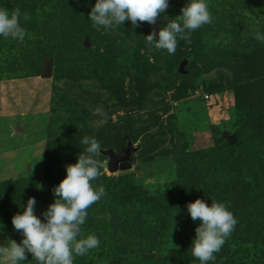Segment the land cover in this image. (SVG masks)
Returning a JSON list of instances; mask_svg holds the SVG:
<instances>
[{"label":"rangeland","instance_id":"1","mask_svg":"<svg viewBox=\"0 0 264 264\" xmlns=\"http://www.w3.org/2000/svg\"><path fill=\"white\" fill-rule=\"evenodd\" d=\"M66 1L74 6L64 8L65 15L70 12L80 21L74 25L71 17L58 18L60 33L50 47L57 55L52 58L51 77L41 78L47 59L41 58L32 66L36 76L0 81V185L25 179L29 190L40 195L65 178V166L74 164L84 149L82 137L95 136L102 145L101 182L119 178L124 185L107 194L106 184L92 182L94 188L103 185L106 193L91 205L94 218L107 224L120 221V230L147 250L158 247L163 255L175 248L181 251L175 260L161 264H199L190 249L199 220L193 221L187 210H176L177 204L188 198L192 202L201 198L209 205L212 200L225 202L196 197L193 186L202 177L209 183L218 179L214 176L219 171L217 148L229 144L226 137H235L233 145L238 147L246 144L248 152L233 157L249 164L258 154L254 145L264 140V83L251 79L241 87L236 69L206 66L203 61L188 66L187 77H179L182 55L188 53L182 40L174 54L155 50L145 39L152 32L147 22L136 27L125 21L105 30L88 19L95 0ZM45 38L42 42H49ZM81 47L89 51L84 53ZM104 76L113 79L114 90L105 88ZM99 108L111 117L106 128V121L96 113ZM244 113L249 123L242 132L238 125ZM67 153L69 162L63 158ZM247 164L244 171L233 172L239 183L254 176ZM195 168L192 184L183 174ZM3 190L11 199L13 186ZM259 200L250 193L237 204L225 202L237 224L209 264H264ZM42 212L37 203L35 214L43 219ZM170 220L175 223L164 237L158 232L160 224ZM9 239L21 240L12 219L0 225V244ZM137 248L138 244L131 246L135 256L132 253L130 258L121 247L110 248V256L94 248L75 264H110L113 256L123 257L121 264H152L137 255ZM32 259L29 253L22 264H31Z\"/></svg>","mask_w":264,"mask_h":264},{"label":"trees","instance_id":"2","mask_svg":"<svg viewBox=\"0 0 264 264\" xmlns=\"http://www.w3.org/2000/svg\"><path fill=\"white\" fill-rule=\"evenodd\" d=\"M186 2L187 0H169V7L166 9L167 18L179 20L178 15H180V10ZM208 4L213 21L192 32L188 41L182 40L185 44L184 49L188 51V53L185 52L182 55V60L187 61V66L185 74L178 72L177 75L179 77H187L189 74L187 67L190 65L194 66L197 61H203V64L206 66L220 67L224 65L225 67L229 66L236 69V73L238 74L237 79H239L236 82L241 87L251 79H256L259 85L264 83V42L255 38L257 32L264 34V0H208ZM73 6L74 4H67L66 0H0V7H5L10 11L19 8L22 16L23 13H28L30 16V19L27 21H24L23 18L21 19V25L26 29L27 33L23 43L11 38L0 37V81L36 76L37 71L33 70V63L37 62V60L39 61L41 58L52 59L57 57L50 47H52L54 37L60 33V30H58V27H60L58 18L62 15L66 16L64 8H71ZM67 13L66 17H71V13ZM163 17L161 16L158 19ZM70 19H73L74 25H77L80 21V17H71ZM164 23H166V20L161 23L160 27ZM43 37H47L45 40L49 42H42L41 39ZM35 42L37 43L34 44ZM81 50L84 53L89 51L85 47H81ZM33 52L37 54L36 58ZM84 64L85 67L83 68L86 69V63ZM250 74L255 76L248 77ZM104 78L106 79L107 77L104 76ZM101 81L105 83L107 90L115 89L113 79L107 78L106 81ZM246 119L244 113L238 125L242 132H244V128L249 123ZM108 125L109 121L106 122L104 127L106 128ZM245 147L246 144L244 143H241L239 147L238 145L225 143L217 148L220 156L217 159L218 175H214L218 178L217 180H212L209 183L202 177V181L200 180L198 185L194 184L193 172L197 173V168L191 169L190 172H185L183 178L188 179V182L190 181L194 184L195 192L193 194L196 197H214L222 199L225 202L237 204L238 201L252 193V197L256 196L260 198L259 205L262 210L257 213L259 218L260 216L264 218V140H259V142L255 143L254 149H258L256 151L258 154L255 153L252 156L253 159L251 158L249 164L240 157H233L236 153L248 152L245 150ZM73 148L75 147L72 146V150ZM56 155L58 156V154ZM63 155H65L63 158H66L64 159L65 162H69L68 153ZM205 157L208 160V156ZM246 158L248 159V156ZM245 164H247V171L253 173L254 176L249 177L247 181L239 183V179H234V175L244 171ZM98 180L102 183L103 179L98 178ZM105 184L107 194L110 192L116 193L117 189H120L121 185H124L123 181L119 178H110ZM182 185L185 184L183 183ZM8 186H13L14 188L11 199L10 197L6 198L7 192L3 190L7 189ZM53 187H50L48 190H42L40 195H35L34 192L29 190L31 187L27 186L25 179L2 183L0 185V194L4 198L0 199V225L10 221L18 212H22L29 197H35L41 209L43 211L46 210L48 205L54 202ZM128 193L125 196L131 198V195ZM189 202H192V199L188 198L180 202L177 204L176 210L180 212L187 210L186 205ZM93 208L91 206L88 209V217L85 224L81 226V235L78 239L84 238L88 234L97 235L100 239V245L97 248L101 249L102 256L112 255L110 248L119 250L121 247L123 254L127 258H130L132 253H134L131 251V246L138 244L139 248L136 249L137 255H141L142 259L151 261L152 264H161L175 260L181 252L175 248L172 251H168L166 255H163L158 247L147 250L146 247L140 244L139 240H134V236L125 235L120 230L122 229L120 221L107 224L104 221L96 220L93 216L95 212ZM174 223V220H170L169 222L160 224L162 230H158V232H163L162 236L165 237L172 230ZM260 235L264 237V225L261 227ZM141 246L143 250H141ZM105 248L110 249L109 252L108 250L105 251ZM134 256L135 253L133 254ZM79 258L80 256H77L75 262H78ZM124 261L123 257L113 256L110 264H121ZM31 264H37L34 258Z\"/></svg>","mask_w":264,"mask_h":264},{"label":"clouds","instance_id":"3","mask_svg":"<svg viewBox=\"0 0 264 264\" xmlns=\"http://www.w3.org/2000/svg\"><path fill=\"white\" fill-rule=\"evenodd\" d=\"M168 7L169 0H95L88 19L98 28L111 30L125 21L136 27L142 22L151 26L164 16V27L159 28L158 34L150 32L145 39L151 48L166 50L171 55L176 52L179 40L188 41L192 32L212 23L213 16L208 0H187L180 10L179 20L167 18ZM22 18L27 21L30 16L28 13L22 16L19 8L10 11L0 7V37L23 43L27 33L21 25ZM255 38L264 42V34L260 32ZM80 142L84 149L74 164L65 166L66 176L53 187L54 202L41 213L43 219L35 214V197H29L23 211L12 217L13 228L21 235V240L9 239L0 244V264H22L29 253L37 264H75L77 256L99 247L100 239L95 234L78 237L88 209L106 194L103 185L94 188L92 184L102 174L98 160L102 145L95 136L85 135ZM186 207L191 219L199 220L191 255L199 264H209L234 231L237 220L225 202L212 200L209 205L197 198Z\"/></svg>","mask_w":264,"mask_h":264},{"label":"water","instance_id":"4","mask_svg":"<svg viewBox=\"0 0 264 264\" xmlns=\"http://www.w3.org/2000/svg\"><path fill=\"white\" fill-rule=\"evenodd\" d=\"M163 22V19H158L156 21V23L154 25H152V32L155 31L158 34L159 28L161 23ZM158 38V37H157ZM86 47H88V44L85 45ZM44 68H43V72L41 74V78L42 79H48L51 77V70H52V64H53V60L52 59H44ZM187 64L186 60H183V62L180 64L179 67V72L182 74H185L186 72L184 71V67ZM96 113L104 120V121H109L111 119V117L108 115L107 111L105 109H97ZM229 144L233 145L236 141L235 137H226Z\"/></svg>","mask_w":264,"mask_h":264}]
</instances>
